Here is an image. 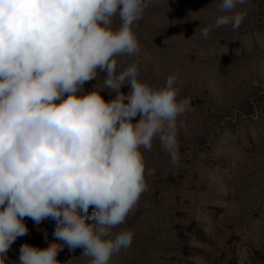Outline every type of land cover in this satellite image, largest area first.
I'll return each instance as SVG.
<instances>
[{
    "label": "clouds",
    "instance_id": "1",
    "mask_svg": "<svg viewBox=\"0 0 264 264\" xmlns=\"http://www.w3.org/2000/svg\"><path fill=\"white\" fill-rule=\"evenodd\" d=\"M149 3L0 0V264L28 234L25 217L36 225L54 220L53 236L63 243L23 244L12 264H59L65 245L82 247L89 264H110L132 245L133 230L113 238L112 229L147 190L140 149L158 138L176 163L177 117L189 103L178 100L175 75L154 88L138 79V62L118 71L115 57L139 51L133 25ZM244 3L220 0L203 38L229 24L238 30L245 13L235 10ZM98 73L101 89L85 93Z\"/></svg>",
    "mask_w": 264,
    "mask_h": 264
},
{
    "label": "rangeland",
    "instance_id": "2",
    "mask_svg": "<svg viewBox=\"0 0 264 264\" xmlns=\"http://www.w3.org/2000/svg\"><path fill=\"white\" fill-rule=\"evenodd\" d=\"M219 3L150 0L133 25L139 51L115 57L118 71L138 62V79L154 88L175 75L178 100L189 103L177 117L176 163L158 138L151 150L140 149L147 190L112 229L113 238L122 229L133 230L134 238L110 264H264V0L237 5L245 13L240 28L221 26L205 39L201 29L220 15ZM120 23L113 18V28ZM103 80L98 73L84 92L95 85L99 91ZM24 222L29 232L10 246L5 264L18 262L23 244L63 243L53 236L54 220ZM56 259L90 261L82 247L66 245Z\"/></svg>",
    "mask_w": 264,
    "mask_h": 264
}]
</instances>
